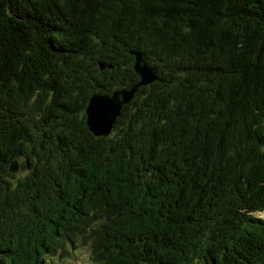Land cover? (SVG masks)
Masks as SVG:
<instances>
[{"label":"trees","instance_id":"1","mask_svg":"<svg viewBox=\"0 0 264 264\" xmlns=\"http://www.w3.org/2000/svg\"><path fill=\"white\" fill-rule=\"evenodd\" d=\"M260 212L264 0H0V264H264Z\"/></svg>","mask_w":264,"mask_h":264},{"label":"water","instance_id":"2","mask_svg":"<svg viewBox=\"0 0 264 264\" xmlns=\"http://www.w3.org/2000/svg\"><path fill=\"white\" fill-rule=\"evenodd\" d=\"M130 53L135 58L133 69L139 77L138 81L132 86L114 90L110 94H92L88 100L85 109V122L87 129L95 137H109L123 107L132 101L140 88L157 80L155 73L142 64L141 55L137 52ZM98 64L100 70L113 68L103 63Z\"/></svg>","mask_w":264,"mask_h":264},{"label":"rangeland","instance_id":"3","mask_svg":"<svg viewBox=\"0 0 264 264\" xmlns=\"http://www.w3.org/2000/svg\"><path fill=\"white\" fill-rule=\"evenodd\" d=\"M23 175L24 173L19 174L18 172L16 174V177L22 178ZM255 215L258 216L259 218L264 219L263 212L256 213ZM89 254H90L89 249L87 247L82 246L80 251L77 249L76 251L72 252L70 257L66 259L65 261L63 262L54 261L53 264H94V263H91L92 260Z\"/></svg>","mask_w":264,"mask_h":264}]
</instances>
